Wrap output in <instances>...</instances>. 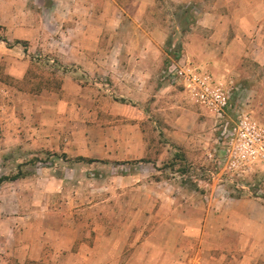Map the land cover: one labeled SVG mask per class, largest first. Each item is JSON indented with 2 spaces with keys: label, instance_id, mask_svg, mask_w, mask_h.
I'll return each mask as SVG.
<instances>
[{
  "label": "rangeland",
  "instance_id": "obj_1",
  "mask_svg": "<svg viewBox=\"0 0 264 264\" xmlns=\"http://www.w3.org/2000/svg\"><path fill=\"white\" fill-rule=\"evenodd\" d=\"M221 3L151 0L144 3L146 10L138 12L134 0H56L51 5L49 0H0V178L21 175L0 183V264H13L6 255L14 251V243L37 237L40 259L24 264H145L158 259L152 245L160 240L161 231L176 239V221L187 218V213L198 215L195 206L204 193L211 192V185L217 198L253 199L264 205V163L228 169L225 161H219V125L213 113L195 102L181 82L161 80L159 75L178 51L193 60L186 50L188 35L200 12ZM254 4L264 13V0ZM89 11L105 23L101 34L94 33L104 53L112 56L113 44L122 43L126 55L147 53L161 61L152 91L145 92L146 99L156 103L149 115L151 124L142 127L148 153L136 160H101L87 170L86 163L74 165L79 160L72 158L70 175L43 192L38 179L44 178L41 185L50 186L46 177L60 178L66 154L45 146L53 130L38 125L35 107L58 92L64 67L63 52L57 49L81 48L87 21L90 34L98 29L87 19ZM257 20L264 26V18ZM47 24L58 28L51 32ZM39 25L44 33H36ZM150 41V50L136 53L128 47ZM190 62L204 71L194 60ZM249 70L258 75L256 67ZM206 72L231 89L230 105L238 109L237 114L248 110L254 116L251 105L256 98L241 80L228 86ZM39 93L44 96H34ZM134 206H147V210ZM221 207L218 216L231 210ZM60 222L78 230V240L69 247L54 242L60 238ZM190 238L194 247H222L230 246L233 235L199 233Z\"/></svg>",
  "mask_w": 264,
  "mask_h": 264
},
{
  "label": "crops",
  "instance_id": "obj_2",
  "mask_svg": "<svg viewBox=\"0 0 264 264\" xmlns=\"http://www.w3.org/2000/svg\"><path fill=\"white\" fill-rule=\"evenodd\" d=\"M54 1L56 0H49L48 5ZM134 1L139 3L138 12L147 9L148 5L144 3L151 2ZM212 1L216 4L222 2L223 5L215 4L200 12L196 27L185 42L186 50L193 56L195 63L190 61L204 72L210 71L215 78L227 85L230 81L237 83L241 80L253 93L252 99L256 98L258 101L255 100V104L251 105L254 116L248 110L247 112L259 125H264V87L261 89L264 86V75L259 74L264 68V39H261L264 37V26L257 20L264 18V13L254 9V3L259 0ZM86 14L87 19L95 23L98 29L90 34L87 21L85 28L88 34L84 37L81 48L72 47L73 49H69L71 51L57 49L63 52L60 61L64 67L58 92L52 93L51 100L42 101L35 107L38 125H49L48 129L53 130L45 146L66 154L62 159L65 167L60 178L56 175L46 177L50 186L41 185L44 178L38 179V188L44 186L43 192L52 188L54 182H62L65 176L70 175L67 170L72 158H84L73 164L86 163L84 170H87L101 160H136L148 153V143L143 137L142 127L151 124L149 115L156 103L146 99L148 94L145 92L152 91L153 80L158 75L161 61H154L147 57V53L141 56H136L134 52L126 55L122 53V43L113 44L112 56L104 53L105 48L102 42L96 40L95 34L102 33L105 23L101 16L94 15L91 11ZM47 26L51 32L58 28L49 24ZM44 31V27L39 25L36 33ZM19 42L21 41L16 39V43ZM128 47L137 53L139 50L153 48V42ZM250 67L258 69L256 77L249 70ZM34 96L44 95L39 93ZM163 106L161 105V110L165 109ZM237 112L238 109L231 105L227 114L235 118ZM45 174L42 176H46ZM211 188V192L204 193L195 206L197 216L187 213V218L176 221V239L170 240L169 235L161 231L160 240L152 245L158 259L145 264H255L264 261V205L253 199L231 196L217 198L214 186L211 185ZM221 205V208L229 206L231 210L218 216L217 207ZM134 208L147 210V206ZM57 225L60 238L55 243L65 242L66 247H69L78 240L77 229L61 222ZM223 232L233 235L230 246L225 244L222 247L216 245L198 248L194 247L190 238L199 233L215 237ZM13 246L14 251L6 255L10 256L9 260L14 261L13 264L40 259L39 237L16 242Z\"/></svg>",
  "mask_w": 264,
  "mask_h": 264
},
{
  "label": "built area",
  "instance_id": "obj_3",
  "mask_svg": "<svg viewBox=\"0 0 264 264\" xmlns=\"http://www.w3.org/2000/svg\"><path fill=\"white\" fill-rule=\"evenodd\" d=\"M160 78L171 83L181 82L195 102L213 113L219 125V161H225L228 169H243L254 162L264 163V129L248 112H240L235 118L228 116L231 89L224 88L208 72L193 68L182 51L164 65Z\"/></svg>",
  "mask_w": 264,
  "mask_h": 264
},
{
  "label": "trees",
  "instance_id": "obj_4",
  "mask_svg": "<svg viewBox=\"0 0 264 264\" xmlns=\"http://www.w3.org/2000/svg\"><path fill=\"white\" fill-rule=\"evenodd\" d=\"M5 40V39H4ZM78 160H84V158H81V157H78L77 158ZM21 175L18 173V174H16V175H12V176H4V177H2V178H0V183H2L3 181H5V180H15V179H17V178H19Z\"/></svg>",
  "mask_w": 264,
  "mask_h": 264
}]
</instances>
